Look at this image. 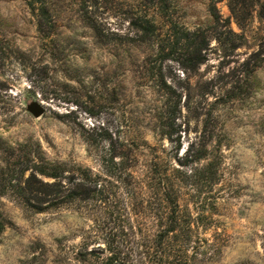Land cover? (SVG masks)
<instances>
[{
	"label": "rangeland",
	"instance_id": "1",
	"mask_svg": "<svg viewBox=\"0 0 264 264\" xmlns=\"http://www.w3.org/2000/svg\"><path fill=\"white\" fill-rule=\"evenodd\" d=\"M43 2L39 30L27 0H0V181L33 158L87 169L105 199L35 211L7 185L0 264L133 257L153 226V166L190 217L195 264H264V0L240 14L222 0L218 19L209 0ZM178 30L204 39L195 69L178 61Z\"/></svg>",
	"mask_w": 264,
	"mask_h": 264
},
{
	"label": "trees",
	"instance_id": "2",
	"mask_svg": "<svg viewBox=\"0 0 264 264\" xmlns=\"http://www.w3.org/2000/svg\"><path fill=\"white\" fill-rule=\"evenodd\" d=\"M222 0H209V11L218 19L216 4ZM229 8L233 14L247 12V7L254 0H228ZM27 5L37 16V27L39 30H45L49 23L47 10L43 0H27ZM264 7V6H263ZM142 30H146L141 23L137 25ZM175 28V27H173ZM196 32L190 33L188 30L173 31V47L182 44L180 49L184 50V57L177 59L183 67L195 69L198 64L202 63L204 58L201 50L205 46L204 39L202 44L197 45L194 38ZM190 37L193 38L188 42ZM185 40V43H181ZM30 164V165H29ZM210 165V162L208 163ZM124 162H121V168ZM31 169L28 176L24 178L27 169ZM124 169V168H123ZM67 170L61 163H51L47 161H33L29 158L24 161V165L16 172L0 181V196L6 194L7 185L11 188L13 196L23 205L34 207L32 199L40 202L49 201L51 205L58 206L62 203L73 200L95 199L101 201L105 199V185L99 183L98 178L92 177L91 173L82 167H76L77 177L73 174L66 173ZM151 174L148 177L147 188L149 195L147 197L148 210L147 217L152 220L153 226L148 233L141 234L136 243V257H130L129 254L112 251L106 257V264H195L197 260V244L194 243L193 227L189 215L181 210L179 196L176 187L168 177L167 173L159 172L153 166ZM15 172V171H11ZM53 179V181H43L41 177ZM66 179L63 183L62 180ZM15 180L12 182V180ZM142 200V199H141ZM141 204V202L139 203ZM35 211L43 210L42 207H34ZM5 219L0 211V232L5 227ZM193 243V244H192ZM91 253V252H90ZM132 254V253H131Z\"/></svg>",
	"mask_w": 264,
	"mask_h": 264
},
{
	"label": "water",
	"instance_id": "3",
	"mask_svg": "<svg viewBox=\"0 0 264 264\" xmlns=\"http://www.w3.org/2000/svg\"><path fill=\"white\" fill-rule=\"evenodd\" d=\"M30 110L34 113V115L38 116L41 114L42 112V109L41 107H39V105L37 104H33L31 107H30Z\"/></svg>",
	"mask_w": 264,
	"mask_h": 264
}]
</instances>
